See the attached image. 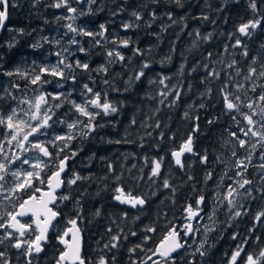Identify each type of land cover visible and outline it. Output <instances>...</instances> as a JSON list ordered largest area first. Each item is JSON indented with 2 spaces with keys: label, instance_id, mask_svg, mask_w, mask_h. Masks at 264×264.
<instances>
[{
  "label": "trees",
  "instance_id": "1",
  "mask_svg": "<svg viewBox=\"0 0 264 264\" xmlns=\"http://www.w3.org/2000/svg\"><path fill=\"white\" fill-rule=\"evenodd\" d=\"M55 2L57 0H13L15 6L9 8L7 22V29L11 31L6 29L0 35V112L9 113L16 105V99L25 95L29 86L20 77H8L4 72L16 68L30 70L33 62L36 65H47L48 61L53 60L54 53L65 54V47L74 54L70 57V62L74 63L79 59L82 63L89 64L87 72L76 69L79 71L77 86L83 81L90 82L86 79L90 77L102 95L104 92L108 93L109 100L118 107V111L107 117H98L97 123L103 127L98 128L92 137L72 142L75 150L82 151L71 164V173H79L87 179L70 188L66 187L64 193L70 194L73 199L60 204V228L65 229L67 221L75 218L79 210L83 217L79 222L84 241L83 254L91 258L92 264H96L101 256L107 258L109 264H140L151 253L143 250L132 253L129 249L141 244L145 228L152 227L156 231L148 233L151 239L144 244V249H155L168 230V222L180 224L185 215V206H196L194 201L198 193L205 196V209L208 210L213 196L221 192L220 183L224 192L225 187L232 183L229 177L237 179L233 176L236 157H232L231 152L235 149L240 158L245 154L240 151L242 148L235 143V138L229 136V131H235L237 125L224 111L220 89L223 87L222 81L226 82L231 76L236 82L246 84L253 100L262 90L260 86L264 85V78L254 77L252 83L256 85L257 93H253L252 83L245 81L243 77L247 75L249 66L259 70L260 65L264 64V24L247 38H242L236 29L241 23L257 15H264V0H256L257 12H253L250 7L251 0H180L179 4L176 0H96L95 4L89 5L92 12L86 10L76 27L98 32L99 26L104 24L107 32L104 37H95L101 41L99 45L91 37H76L80 46L87 50L86 54L79 53L77 46L69 44L73 34L65 35L66 20H57V17L64 16L66 12L52 7ZM153 11L156 12L155 19L151 16ZM133 12L141 15L139 21L135 20ZM168 13L172 14L171 18ZM203 16L208 19H203ZM124 23H134L138 27L124 30ZM19 29H23V33ZM209 34L211 37L207 38ZM44 37L51 43L45 42ZM237 37L244 47H232ZM56 39L61 41L59 45L55 44ZM124 39L134 42L128 48H120L125 61L109 64L106 52L115 47L110 41ZM9 43L14 46L8 47ZM37 43L42 47L33 48L32 45ZM134 48L141 49L143 56H134ZM245 48L247 56L243 55ZM209 53H212L211 57L208 56ZM48 55L52 58L47 57ZM233 60L241 69L239 76L234 69L227 67ZM144 63L150 64V68L144 70L145 77L141 81H133L128 91H125L129 78L134 77ZM182 64L183 69L180 67ZM204 64H208L210 68L215 67L221 74L220 79L206 80ZM101 66L107 67L108 71L99 70ZM193 68L196 70L192 71ZM82 73L87 76L83 77ZM161 75L171 77L170 81H166L169 88L178 86L181 91V98L173 106H168L173 100L171 95L165 104L160 105L157 93L162 86L149 83L158 80ZM105 80L109 82L108 85L104 84ZM14 84H19L20 87L14 88ZM229 88L237 94V88L232 85ZM208 89H211L210 93H207ZM5 90L10 95H6ZM78 91H74L70 99L81 101ZM203 93L207 94L202 96ZM202 103L205 105L203 108L199 107ZM157 107L159 112L155 113L152 120H148ZM185 112L189 113V117L199 119L186 118ZM57 114H62L63 119L74 113L71 105L65 103ZM233 114L237 119V114ZM133 119L137 124H131ZM146 120L149 126L142 127ZM213 120L214 123H209ZM156 122L161 127L153 131L152 125ZM194 124L199 125V132L193 134L194 151L199 155L206 152L208 163L202 164L199 156L192 155L184 159L183 168H178L174 165L171 152L178 150L192 134ZM148 132L152 135L148 136ZM160 133H163V138ZM124 140L128 142L124 143ZM228 141L233 142L226 143ZM161 157V175L150 180L152 160ZM108 163L113 165L114 174L108 172ZM208 172L212 173V178L206 181ZM121 173V180L116 181L114 175ZM189 176L192 177L190 181ZM132 177L142 179L134 180ZM163 179L169 180L176 189L175 193L163 188ZM256 182L258 185L252 191L255 199H244L241 203L251 209L252 214L264 208V192L259 191L264 185V176L261 180L257 178ZM117 186H124L125 192L131 190L133 195L145 196L146 205L136 209L122 206L113 199V190ZM77 199L80 201L78 205ZM97 210L100 212L99 216L96 215ZM218 224V233L214 231L205 245L206 256L197 255L198 264H228L236 244L231 239L233 232L250 236V246L246 249L248 252L254 253L264 248V226L257 225L255 233L247 231L253 226L252 215L235 221L219 220ZM120 229L122 231H118ZM131 232H136L137 235H129ZM114 235L121 236L118 247L105 249L104 245ZM125 236L128 238L124 239ZM257 236L260 237L259 241L255 238ZM51 241L50 249L37 259V264H55L62 248L56 237H52ZM195 247L192 244V247L177 256L176 264H187V260L191 259L188 253ZM112 257H115L114 261ZM19 263L20 260L17 264ZM238 264L243 262L239 261Z\"/></svg>",
  "mask_w": 264,
  "mask_h": 264
},
{
  "label": "snow or ice",
  "instance_id": "2",
  "mask_svg": "<svg viewBox=\"0 0 264 264\" xmlns=\"http://www.w3.org/2000/svg\"><path fill=\"white\" fill-rule=\"evenodd\" d=\"M72 3L82 4L88 3L89 5L95 4L96 0H57L51 6L56 9H63L69 15L57 17V20H70L75 21L77 16H83L86 13L83 10L78 12L77 8L72 7ZM179 4L180 0H176ZM15 4L13 0H0V31L7 29V22L9 20V8L14 7ZM250 7L253 12H257V2L256 0H251ZM88 12H92V8L89 6ZM136 21L141 19V15L137 12L132 13ZM171 18V13L167 14ZM153 19L156 18V12L151 13ZM203 19L207 20V16H203ZM175 23V21H173ZM264 24V15H257L255 18L248 20L247 22L241 23L236 31L240 36H250L253 31L261 27ZM67 32L72 33L73 36L69 40L70 45L77 46V51L79 53H87V50L80 46V41L76 39L77 36H87L95 40V44L99 45L101 41L95 39V37H104L107 32V28L104 24L99 26L98 32L87 31L83 27H74L73 23H67L65 25ZM124 30H129L133 27H138L134 23H124L122 25ZM11 31V29H7ZM23 33V29L18 30ZM211 34H209L210 38ZM45 42L51 43L47 37L43 38ZM55 44L59 45L61 41L56 39ZM115 47L113 50L106 52V56L109 58L108 63L113 62H123L125 61V56L121 53L120 48H128L130 44L134 45V42L130 39L124 40H112L110 41ZM12 43L8 44V47H13ZM33 48L42 47L41 44L37 43L32 45ZM233 48L244 47L242 41L239 37L235 39V43L232 45ZM61 52H56L54 55L57 57V61L52 65H36L33 62V67L29 69L21 70L16 68L13 71H7L3 74L8 77L17 76L21 79L27 81V85L36 86L34 91L39 94L35 96V103L32 101H21V103H28L30 108L28 111L24 109H11L10 113L0 112V126H3L6 135L0 141V194L7 193L3 195V199L9 201L13 207V211H7L6 213H0V229L4 230L3 239H0V244L4 240H15L12 243V247L20 250L22 249V254L26 256L27 264H33V258L38 257L41 252L44 251V245L48 243V231L49 228L53 227L52 222L60 215L59 211L54 210V207L58 206L59 203L63 201H71L73 197L70 194L61 193L57 196V190L65 186V181L61 178L62 174L66 172L69 168V162L73 161L75 157L78 156L82 149L73 150L71 144L74 140L81 139L87 140L92 137L97 129L103 127V125L97 123V118L101 116H108L112 113L118 111V107L109 100L108 93L104 92L103 95L101 91L94 90V87H90L88 83L82 85V90L80 92L81 101L78 103L74 99H70L72 96V91H63L64 84L71 82L72 85L76 83V73L75 69H81L85 72L89 71V64L87 62H81L76 59L70 62V57L74 54L69 48L65 47ZM133 55L143 56V51L139 48H134ZM243 55L247 56L248 52L246 48L243 51ZM209 57L212 53L208 54ZM255 63V61H253ZM181 69L184 68L182 64ZM229 69H234L237 76L240 75L241 69L237 67V62L232 61L228 64ZM150 64L144 63L141 69L137 72L134 77L129 78V83L125 87V91H128L131 83L133 81H141L145 77V69H149ZM205 68V79H220V72L216 70L215 67H209L208 64H204ZM101 71L107 72L108 68L101 66ZM196 69L193 68L192 71ZM67 72V75H66ZM49 77L56 78L55 86L60 89L56 92H44L43 88L45 85L51 84L53 81ZM255 78H264V64L260 65L258 70L256 67L249 66L247 70V75L243 77L245 81H252ZM91 82V78L89 77ZM170 76L161 75L158 80L149 81V83L158 84L162 86V89L157 93L160 97L158 103L160 105L165 104L169 95L173 96V100L168 106L175 105L176 101L181 98V91L178 86L168 87L166 81H170ZM108 81L105 80L104 84L108 85ZM223 87L220 89V94L223 100V108L226 113L230 115V119L237 125L235 131H229V136L235 138V143L246 150L247 154L240 158L237 156L235 149L232 150V157H236L233 162V168L236 170L233 173L234 177L238 179H233L229 177L232 183L226 186L224 192H217L214 197V201H217V207L224 205L226 201V207L229 214V221H235L246 215H252L253 226L248 229V233H255L257 230V225L264 226V208L256 211L252 214L251 209L244 207L237 198L240 199H255L252 196V184L253 181L245 178V173L248 170L249 165L252 163V156L257 145L260 146L261 155L260 159L264 160V108H260L257 112V105L259 102H264V85H261V92L257 96L256 100L243 101L241 96L232 92L229 85L237 89L244 87L243 84L236 82L231 76H229L226 82L222 81ZM14 88H19V84H14ZM256 85L253 83L252 90L255 91ZM211 89L207 90L210 93ZM207 93L201 94L206 95ZM6 95L10 93L5 90ZM155 100V97H152ZM67 103L71 105V109L76 116V119L68 122L61 119V116L57 114L58 110ZM242 106L250 110L249 113L242 111ZM199 107L203 108L205 105L202 103ZM159 112V107H157L152 116L148 117V120H152L155 117V113ZM238 114L243 117L246 121L243 127L240 126V121L236 119ZM186 118H191L198 120L199 117H189V113H184ZM255 117V119H254ZM215 121H209V123H214ZM54 124H64L68 129L64 134L51 135L49 130L52 129ZM131 124H137V121L133 119ZM142 127H148L147 120L143 122ZM161 127L159 122L152 125L153 131ZM199 132V125L194 124L192 128V134H190L186 140L179 146L178 150H173L171 156L174 158V162L180 168L184 167L182 162V157L185 153L199 156L200 162L202 164L208 163V156L205 152L204 155H199L194 151V139L193 134ZM242 133L243 138L237 133ZM51 135V138L48 137ZM148 136L152 133L148 132ZM161 138H163V133H160ZM249 137L255 139H248ZM7 150H6V145ZM127 143V140L123 141ZM233 141H228L226 143H232ZM116 143H121V141H116ZM143 147V145H141ZM52 149L50 151L49 149ZM31 154V155H29ZM147 159V158H145ZM163 158L153 159L152 168L149 179L154 177H159L161 175ZM19 164V167L15 170L10 171V169ZM27 165V168L24 166ZM135 167V166H133ZM259 168L264 170V164H260ZM51 169V171H49ZM107 170L110 173H115V169L111 163L107 164ZM43 173V175H42ZM226 174V173H225ZM11 175L14 178V183L11 186L6 187V176ZM120 175H114L116 181L121 180ZM264 176V172H262ZM46 177V178H45ZM212 178V173L208 172L205 176V180ZM87 179V177L81 176L79 173H72V178L67 180V185L69 188L73 185H77L78 182ZM134 180H140L142 177H132ZM188 180H192L189 176ZM37 185H43L47 187L48 191L43 192L39 198L32 193L41 192V188ZM162 186L165 189H169L172 193H175L176 189L172 187L168 179L162 180ZM240 190H243L242 192ZM113 199L121 204L130 205L132 208H142L146 205L147 199L143 195H133L132 191L129 190L125 192L124 186H117L114 188ZM259 191L264 192V185L261 186ZM20 194H27V199H22ZM99 194V193H97ZM155 195V193H153ZM80 203L79 199L76 200V204ZM196 207L193 208L192 204H187L184 208L186 215L183 217V221L180 224L173 223L169 221V227L160 243L155 249L148 248L144 249V244H146L151 236L148 233H154L155 228L147 227L143 230V239L141 244L129 249L130 252L136 253L138 250H143L146 253H151V255H146V259L141 261L140 264H176V256L173 254H179V251L189 245V238L192 239V244H196L195 249L189 254L191 259L187 260V264H198L196 257H204L207 254V249L205 245L207 244L208 232L213 231L212 228L205 226L204 239L199 242L196 241L195 237L200 233V228L193 224V221H199L203 218L202 213H204V206L206 205L205 196L203 193H198L197 198L194 201ZM51 205V206H50ZM96 215L99 216L100 212L97 210ZM125 216L127 213L124 214ZM216 216V208H213L208 214V220H213ZM25 217L32 219L31 223H22L21 220ZM83 217L79 214V210L75 218L69 219L67 224L69 225L62 233L57 232V240L63 245V249L59 252L58 257L55 260V264H92V260L86 257L82 252V237L81 228L78 226L79 222L82 221ZM223 230V229H222ZM109 233L111 229L108 230ZM122 231V229L118 230ZM181 232L183 235H181ZM131 236H136V232L129 233ZM70 236V240L66 237ZM128 237L125 236L124 239ZM256 240H260V237H255ZM121 239L120 235H114L108 244L104 245L105 249H113L118 247V242ZM231 239L236 242L234 250L229 256L228 264H238L242 261L243 264H264V248H260L259 251L250 253L246 249L250 246V236L241 235L240 232H233ZM227 255V254H226ZM156 257L157 259H154ZM183 259V257H181ZM115 260V257H112ZM0 264H10L4 251H0ZM96 264H109V260L104 256H101Z\"/></svg>",
  "mask_w": 264,
  "mask_h": 264
},
{
  "label": "rangeland",
  "instance_id": "3",
  "mask_svg": "<svg viewBox=\"0 0 264 264\" xmlns=\"http://www.w3.org/2000/svg\"><path fill=\"white\" fill-rule=\"evenodd\" d=\"M88 6L89 4L88 3H82V4H77V3H72V7H75L77 8L78 12L80 10H83L84 12L86 10H88ZM65 15H69L68 13H65ZM81 16H77V18L75 19V21H70V20H66L67 23H73V26L76 27V23L77 21L79 20ZM74 46V45H72ZM72 52V50H70ZM63 55H66V54H63ZM54 58L53 60L51 61H48L47 62V65H52V64H55L56 61H57V57L55 55H52ZM47 57H50L49 55ZM52 58V57H50ZM83 70H81L82 72ZM75 73H76V77H79V71L75 69ZM66 75H67V72H66ZM82 76L83 77H86L87 74L85 73H82ZM49 79H51L53 82L51 84H48V85H45L44 88H43V91L44 92H52L50 89H54V90H60V89H57L56 86H55V81H56V78H53V77H49ZM86 79L89 80V77H87ZM256 79H259V78H256ZM238 82V81H237ZM252 83V81H250ZM85 83H88L90 87H94V90H98L92 82H89V81H83L81 82L78 86L76 84V87H75V84L72 85L71 82H69L68 84H64V87L62 90H64L65 92H68L69 90L71 89H74V91H78V93L80 94L81 90H82V85L85 84ZM240 83V82H238ZM244 85L243 88L241 89H237V94L241 96V99L243 101H245V103L247 102V100L251 99L253 100V97H252V94L250 93L249 89L246 87V84L245 83H241ZM253 85V83H252ZM36 88V86H32V85H29L28 88H27V91H26V94L23 95L21 98H17L16 99V105L13 106V108L19 110V109H24L25 111H28L30 106L28 103H21V101H32L33 103H35V96L38 95L39 93L34 91V89ZM77 89V90H76ZM72 91V93L74 92ZM253 93H257V90L255 88V91H253ZM260 94V93H259ZM259 94L255 95V96H258ZM257 98V97H255ZM80 100H81V97H80ZM256 100V99H255ZM82 101H79L78 103H80ZM12 108V109H13ZM260 108H264V104L262 102H259L258 105H257V112H259ZM242 111L246 112V113H249L250 110L247 109L246 107H243L242 106ZM10 113V112H9ZM63 113V112H62ZM61 117L62 114H61ZM103 117H107V116H103ZM64 120L68 121V122H71L73 120L76 119V116L75 114H72V116L70 117V115H67L66 118L64 117L63 118ZM255 119V117H254ZM237 120L240 121V126L243 127L244 124H246V121L243 120V117H241L240 115L237 114ZM68 129L66 128V125L64 124H54L52 129L49 130L50 134L51 135H56V134H64L65 132H67ZM0 135H1V140L3 139V137L6 135V132H5V129L3 126H0ZM51 135L48 137L49 139L51 138ZM237 135H240L242 138V133H238ZM248 139H255V138H251L249 137ZM5 145H6V142H5ZM71 148L73 150H75L71 144ZM6 150H7V145H6ZM50 151H52V149L50 148L49 149ZM243 154H247L246 150L242 148V150H240ZM31 155V154H29ZM260 155H261V149H260V146L257 145V148L254 150L253 152V156H252V165L250 164L249 167H248V170L247 172H250L251 175H252V179H249L251 181H253V184H252V191L254 190V187H256L258 185V183L256 182L257 181V178H259V180H261V178H263L262 176V172H264V170L260 169L259 168V165L260 164H264V160H261L260 159ZM19 167V164L17 165H14L10 171L12 170H15L16 168ZM25 168H27V165L24 166ZM51 171V169L49 170ZM43 175V173H42ZM46 178V177H45ZM69 179L72 178V173L70 174V176L68 177ZM236 179V178H235ZM6 180V184L5 186L8 187V186H11L13 183H14V178L11 177V175H8L6 176L5 178ZM43 185H37V187H42ZM220 190L221 192H223V186L222 184L220 183ZM226 189V187H225ZM7 193H4V194H0V213H6L7 211H12L14 210L12 205L9 203V201H6L3 199V195H6ZM22 199H24V197L27 195V194H20ZM216 195L213 196V200L210 204V208L207 210V212L205 213L206 215L203 217L202 221L199 223V228H200V233L195 237L197 242H199L200 240H203L204 239V230H205V226L209 227V228H212L213 231H210L208 232V235H207V241L210 239V237L212 236L213 232L215 230H217L219 227V224H218V221L220 220V222H227L229 221V214H228V210H227V207L225 206L226 204V201H225V204L224 205H221L219 207H217V204L218 202L217 201H214V197ZM239 200L240 203H243L244 202V199H240V198H237ZM213 208H216V216L213 217V220L215 221V223H213V221H210L208 220V214H210L211 210ZM221 213V215H220ZM218 224V226H217ZM219 230V229H218ZM196 245V244H195ZM197 246V245H196ZM193 251V250H192ZM192 251H190L188 254H190ZM19 259V257L16 256V259H15V263L17 264V260Z\"/></svg>",
  "mask_w": 264,
  "mask_h": 264
},
{
  "label": "flooded vegetation",
  "instance_id": "4",
  "mask_svg": "<svg viewBox=\"0 0 264 264\" xmlns=\"http://www.w3.org/2000/svg\"><path fill=\"white\" fill-rule=\"evenodd\" d=\"M94 85V84H93ZM95 86V85H94ZM96 87V86H95ZM97 88V87H96ZM98 89V88H97ZM99 90V89H98ZM100 91V90H99ZM0 140H1V135H0ZM77 158H78V156L77 157H75V159L73 160V161H71L70 162V164H69V172H68V174L67 175H65V177H64V181H65V189H66V187L68 186L67 185V180L69 179L68 177L70 176V174H71V164L73 163V162H75L76 160H77ZM245 178H249V179H252V175H251V173L250 172H246L245 174ZM237 179H238V177H237ZM41 188V192H39V193H32V194H35L38 198H39V196L42 194V192L43 191H46L47 190V187H45V186H42V187H40ZM65 189H64V192H65ZM241 192L243 191V190H240ZM63 192V194H65ZM60 195V194H59ZM24 199H27V195L24 197ZM63 202H61V203H59V205L58 206H56V207H54V210H56V211H59L60 212V204H62ZM196 206H193V208H195ZM13 211V210H12ZM207 212V210L205 209V206H204V213H203V217L206 215L205 213ZM60 215H61V217L53 224V227H52V229H51V232H50V234H49V237H48V243L47 244H45L44 245V251L41 253V254H39V256L38 257H35V258H33V264H37L38 262H39V260H37L38 258H41L42 257V255L46 252V251H48L49 249H50V245H51V238L53 237V239H54V237H57V232H60V233H62L65 229L64 228H60V226H61V221H62V214H61V212H60ZM185 215H186V213H185ZM203 219V218H202ZM202 219H200L198 222L197 221H195V223H194V225H196V226H199V223L202 221ZM21 222L22 223H31L32 222V219L31 218H23L22 220H21ZM183 222H187V221H183ZM218 223H219V221H218ZM218 229L217 230H215V233L217 234L218 233ZM181 235H183V233L181 232ZM3 236H4V230L3 229H0V239H3ZM57 239V238H56ZM58 241V240H57ZM15 242V240L13 239V240H11V241H9V240H4V242L2 243V244H0V251H4L5 252V254H6V257H7V259L10 261V264H16L15 262V259H16V256L17 257H19V259L18 260H20V263L19 264H27V257L26 256H24L23 254H22V252H23V250L22 249H20V250H18V249H16V248H14V247H12L11 245H12V243H14ZM59 243V242H58ZM188 243H189V245H191V247H192V239L190 238L189 240H188ZM59 245H60V243H59ZM60 247L62 248V246L60 245ZM188 248L189 247H187V248H185L182 252H185L186 250H188ZM63 249V248H62ZM181 252V253H182ZM181 253H179L177 256H179ZM176 256V257H177ZM154 259H157V258H154ZM18 260H17V262H18Z\"/></svg>",
  "mask_w": 264,
  "mask_h": 264
},
{
  "label": "water",
  "instance_id": "5",
  "mask_svg": "<svg viewBox=\"0 0 264 264\" xmlns=\"http://www.w3.org/2000/svg\"><path fill=\"white\" fill-rule=\"evenodd\" d=\"M1 32L2 31H0V35H1ZM248 37V36H247ZM247 37H244V36H242V38H247ZM193 139H194V137H193ZM193 147H194V145H193ZM187 156H192V154H188V153H185V155L182 157V162H183V164H184V159L187 157ZM173 158V157H172ZM173 161H174V158H173ZM71 162V161H70ZM70 162H69V164H70ZM174 165L176 166V167H178V168H180L179 166H177L176 164H175V162H174ZM68 172H69V168L66 170V172L65 173H63L62 174V179L64 180V177H65V175H67L68 174ZM64 189H65V186L64 187H62L61 189H59V190H57V196H59V194H61V193H63L64 192ZM48 191V189L46 190V191H43V192H47ZM42 192V193H43ZM118 202V201H117ZM119 203V202H118ZM119 204H121V203H119ZM122 206H126V207H128V208H130V209H136V208H132L130 205H126V204H121ZM51 206V205H50ZM144 207V206H143ZM202 215H203V213H202ZM61 217V215H59L57 218H56V220H54L53 222H52V224H54L59 218ZM25 218H28V217H25ZM195 223V221H193V224ZM79 226V225H78ZM80 227V226H79ZM51 229H52V227L51 228H49V231H48V237H49V234H50V232H51ZM81 237H82V252H83V244H84V241H83V234H82V231H81ZM66 239H69L70 240V236L69 237H66ZM190 239V238H189ZM61 245V244H60ZM62 246V248L64 247L63 245H61ZM184 249H182V250H180L179 251V253H181L182 251H183ZM42 253V252H41ZM40 253V254H41ZM174 256H177V254H173ZM153 258H156V257H153Z\"/></svg>",
  "mask_w": 264,
  "mask_h": 264
}]
</instances>
